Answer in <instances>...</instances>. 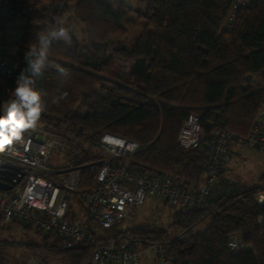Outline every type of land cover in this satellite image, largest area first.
<instances>
[{
	"label": "trees",
	"instance_id": "16d2710c",
	"mask_svg": "<svg viewBox=\"0 0 264 264\" xmlns=\"http://www.w3.org/2000/svg\"><path fill=\"white\" fill-rule=\"evenodd\" d=\"M135 1L142 8L135 10L126 0H26L16 38L8 50L0 47L15 67L8 79L0 78V89H5L0 92L13 98L16 80L26 68L29 44L47 26L60 24L71 3L84 37L78 41L63 25L70 29L72 41L54 44L52 58L69 68L70 76L61 84L49 70L38 82L47 93L38 125L63 135L70 151L85 155L82 162L92 157L83 151V143L94 145L103 131L131 139L138 149L123 160L131 169L167 173L182 187H196L202 181L206 156L202 148L179 147V128L194 113L200 118L203 141L210 139L216 125L226 127L234 137L247 133L264 105V0H250L238 9L228 30L231 0ZM10 5L19 11L16 0ZM13 15L4 17L0 29ZM129 31L128 46L119 43ZM114 45L116 57L133 60L126 78L115 76L113 57L106 54ZM93 176L89 170L81 176L74 193V197L79 194L80 206ZM260 193H264V173L254 186L223 179L205 203L174 212V236L152 224L130 227L123 236L142 244L163 243L173 264H264ZM204 219L207 225L191 232ZM13 224L28 228L18 221ZM10 228L0 226V231ZM232 233L240 234L245 250L229 251ZM92 241L49 250L59 254L63 264H83ZM8 245L0 239V264H11Z\"/></svg>",
	"mask_w": 264,
	"mask_h": 264
},
{
	"label": "built area",
	"instance_id": "2783aa9c",
	"mask_svg": "<svg viewBox=\"0 0 264 264\" xmlns=\"http://www.w3.org/2000/svg\"><path fill=\"white\" fill-rule=\"evenodd\" d=\"M249 1L231 0L225 29L233 26L237 10ZM10 4L11 0H0V22L5 16L14 14ZM14 69L0 50V78L8 79ZM9 99L5 92H0V109ZM210 134L209 140H202L200 118L194 113L189 114L179 128V147L184 151L202 148L206 156L202 182L186 188L175 183L167 173L147 174L131 169L123 161L138 149V144L131 139L103 131L94 141L100 152H88L92 157L82 162L85 155L70 151L63 135L37 125L24 134L22 142L15 144L12 151L0 153V182L10 186L0 190V226L21 222L38 230L49 245L64 249L94 240L97 230L122 227L130 213L146 200H162L180 209L205 203L215 186L224 179L223 166L235 162L231 144L241 143L264 151V105L245 135L234 137L221 125L214 126ZM54 151L64 152L67 167L49 166ZM87 170L94 173L93 182L82 194L81 206L77 204L73 208L71 197ZM257 202L264 203V193L258 195ZM125 240L123 245L116 247L94 246L83 264L174 262L163 243L142 244L129 238ZM227 247L231 253H237L245 250L246 244L239 233H232ZM27 264L41 262L29 259Z\"/></svg>",
	"mask_w": 264,
	"mask_h": 264
},
{
	"label": "rangeland",
	"instance_id": "374dc122",
	"mask_svg": "<svg viewBox=\"0 0 264 264\" xmlns=\"http://www.w3.org/2000/svg\"><path fill=\"white\" fill-rule=\"evenodd\" d=\"M16 1L18 2L19 11H14L13 17L5 21L4 26L0 29V40L2 41L0 47L7 50L10 42L16 38L19 32L24 18L23 11L27 8L26 0ZM126 4L135 10L142 8L135 0H126ZM72 11L73 5L69 3V11L60 21V24L67 25L75 34L76 39L82 41L84 36L81 33V24L75 22ZM130 36L131 31L127 32L119 43L128 46ZM116 47L117 45L110 47L106 54L113 57V72L115 76L126 78L130 72L133 60L116 57L113 53V49ZM231 149L236 163L232 162L229 164L230 167L226 175L245 186L257 185L261 174L264 173V151H258L236 142L233 143ZM83 151L85 153L98 154L100 149L90 142H84ZM49 166L54 168L67 167L68 159L64 152L54 151L49 160ZM78 196L74 197L73 195L71 197L70 204L73 208L77 206ZM177 210H180V208L170 206L162 200H146L143 205L137 206L130 213L129 218L122 227L114 228L112 231L107 232L97 230V237L92 241L93 247L97 245L115 247L123 245L126 242V238L123 235L126 234L128 228L149 224L164 228L168 236L172 237L177 233V230L171 226L172 216ZM207 222L208 219H204L195 224L191 232L202 230L207 225ZM10 226L9 230L0 231V239L9 244L6 250L11 257V264H27L29 259L40 260L41 264H63L62 257L56 252L49 250V247L55 249L56 247L49 245L33 227L28 226V228H25L15 224Z\"/></svg>",
	"mask_w": 264,
	"mask_h": 264
},
{
	"label": "clouds",
	"instance_id": "9594fccd",
	"mask_svg": "<svg viewBox=\"0 0 264 264\" xmlns=\"http://www.w3.org/2000/svg\"><path fill=\"white\" fill-rule=\"evenodd\" d=\"M71 31L61 24L49 25L36 34L25 53L26 68L16 80L11 99L0 109V153L13 150L22 142L25 133L34 130L46 109L47 93L38 87L45 73L53 70L61 84L70 76V69L52 58L53 45L63 42L70 45Z\"/></svg>",
	"mask_w": 264,
	"mask_h": 264
},
{
	"label": "crops",
	"instance_id": "0c3cea01",
	"mask_svg": "<svg viewBox=\"0 0 264 264\" xmlns=\"http://www.w3.org/2000/svg\"><path fill=\"white\" fill-rule=\"evenodd\" d=\"M232 145L233 144H231V148H232ZM232 150V149H231ZM236 163V162H235ZM229 164H231V163H227V164H225L224 166H223V174H222V177L224 178V179H226V180H228V181H231V182H234V183H237V184H240V185H244V184H241L240 182H238V181H236V180H234V179H232L231 177H229L228 175H226V172L229 170ZM202 180H203V177H202ZM202 182V181H201Z\"/></svg>",
	"mask_w": 264,
	"mask_h": 264
},
{
	"label": "water",
	"instance_id": "95a60500",
	"mask_svg": "<svg viewBox=\"0 0 264 264\" xmlns=\"http://www.w3.org/2000/svg\"><path fill=\"white\" fill-rule=\"evenodd\" d=\"M10 186L9 185H6V184H3L0 182V190H5V189H9Z\"/></svg>",
	"mask_w": 264,
	"mask_h": 264
}]
</instances>
